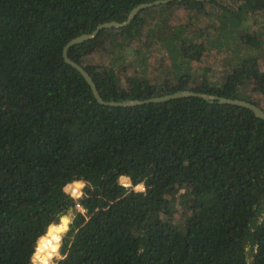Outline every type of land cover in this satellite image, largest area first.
<instances>
[{
	"label": "trees",
	"instance_id": "trees-1",
	"mask_svg": "<svg viewBox=\"0 0 264 264\" xmlns=\"http://www.w3.org/2000/svg\"><path fill=\"white\" fill-rule=\"evenodd\" d=\"M150 1L0 0V264H30L65 214L55 264H264V119L197 96L100 103L63 58ZM259 13L264 0H171L68 55L104 101L190 89L261 106ZM210 52L220 65H199Z\"/></svg>",
	"mask_w": 264,
	"mask_h": 264
},
{
	"label": "water",
	"instance_id": "water-1",
	"mask_svg": "<svg viewBox=\"0 0 264 264\" xmlns=\"http://www.w3.org/2000/svg\"><path fill=\"white\" fill-rule=\"evenodd\" d=\"M171 0H154V1H150V2H142L139 3L138 5H136L134 8L131 9V11L129 12L127 18L122 21V22H118L115 20L112 21H104L102 23H100L91 33H83L81 35H78L72 39H70L65 46L63 47V58L64 60L69 63L70 65H72L73 67H75L85 78V80L87 81V83L89 84L95 98L100 102V103H104L107 105H133V104H142V103H147V102H162V101H167V100H171V99H175V98H183V97H187V96H197L200 98H203L209 102H213L216 101L218 103H230V104H236V105H240V106H244L249 108L250 110H252L255 114L256 117L262 118L264 119V109L259 106L256 105L253 102L247 101V100H243V99H236V98H228V97H224V96H219V95H214V94H209V93H203V92H196L190 89H184V90H178L172 93H167V94H163L160 96H154L148 99H144V100H125V101H104L102 99V97L100 96L97 87L92 79V77L89 75V73L84 69V67L75 62L74 60H72L69 55H68V51L69 48L77 43H81L85 40H88L90 38H93L94 36H96L98 34V32L102 29V28H112V27H120L123 26L127 23H129L134 16L137 14V12H139L140 10L146 8V7H150L153 5H157V4H161V3H167ZM200 1V0H199ZM120 182L123 184H127L129 182V178L125 175H122L120 177ZM74 182H82V181H74ZM74 182L68 183L64 188L66 190V192H69L71 195H75L73 192L69 191L70 185L73 184ZM67 223V221H66Z\"/></svg>",
	"mask_w": 264,
	"mask_h": 264
},
{
	"label": "clouds",
	"instance_id": "clouds-1",
	"mask_svg": "<svg viewBox=\"0 0 264 264\" xmlns=\"http://www.w3.org/2000/svg\"><path fill=\"white\" fill-rule=\"evenodd\" d=\"M74 183L80 184V188H73V193L76 197H79L82 195L80 189L84 187V183ZM70 224L71 218L65 214L60 216L57 222L50 223L47 226L45 232L36 238L31 264H54L52 261L53 256L61 257L59 248L62 236L68 231Z\"/></svg>",
	"mask_w": 264,
	"mask_h": 264
},
{
	"label": "rangeland",
	"instance_id": "rangeland-1",
	"mask_svg": "<svg viewBox=\"0 0 264 264\" xmlns=\"http://www.w3.org/2000/svg\"><path fill=\"white\" fill-rule=\"evenodd\" d=\"M179 11H180V13H182L181 10H179ZM262 17H264V13H262V14L259 13V15L256 16L257 19H261ZM249 22H251V23L255 22L254 18H251V20ZM254 24L257 25V26L259 25L257 23H254ZM130 59L134 60L135 58L129 57L128 60H130ZM101 60L107 62L108 57L106 55H99L98 52L89 57V62H91V63L100 62ZM219 61H220V59H218V57L215 56V53L214 52H210V53L205 55V57L202 59V63H200L199 65H202V67H215V66L218 67L220 65ZM149 62L151 64L150 71H153L155 69L154 73L157 76H159V79H162L163 78L162 74L164 73V71H161V66L164 64V62L162 61V54L160 52H158V51L154 52L152 54L151 58L149 59ZM126 64H129V63H126ZM167 65H168V63H166V66ZM260 69H261V71H264V58L260 59ZM216 70L217 69H215L214 72ZM199 71H201V70H199ZM199 71L195 70V74L199 73ZM215 74H219V72L216 71ZM257 97L261 101L263 100V96L262 95H257ZM261 107L264 109V100L261 103ZM138 188H141V187H138ZM80 191H81V189H80ZM59 258H61V257L55 256V257L52 258V261L54 262V264L56 263V260H58ZM31 261H32V258H31ZM30 264H31V262H30Z\"/></svg>",
	"mask_w": 264,
	"mask_h": 264
}]
</instances>
